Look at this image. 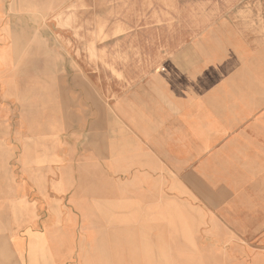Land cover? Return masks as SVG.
<instances>
[{
  "label": "crops",
  "instance_id": "obj_1",
  "mask_svg": "<svg viewBox=\"0 0 264 264\" xmlns=\"http://www.w3.org/2000/svg\"><path fill=\"white\" fill-rule=\"evenodd\" d=\"M55 2L0 0V48L36 26L24 14ZM219 22L200 34L197 57L187 43L122 69L90 140L31 134L3 155L0 244L12 264H60L59 238L75 246L90 218L100 223L107 207L116 217L121 203L158 227L194 226L198 264H264V21L259 31Z\"/></svg>",
  "mask_w": 264,
  "mask_h": 264
},
{
  "label": "rangeland",
  "instance_id": "obj_2",
  "mask_svg": "<svg viewBox=\"0 0 264 264\" xmlns=\"http://www.w3.org/2000/svg\"><path fill=\"white\" fill-rule=\"evenodd\" d=\"M51 6L56 9L39 16L24 14L28 24L36 26L15 28L12 45L0 48V173L4 156L31 134L69 131L80 141L90 140L92 113L106 107L109 85L118 90L122 69L135 74L138 62L150 66L187 43L186 51L197 57L200 34L223 17L246 22L256 31L264 21V0H59ZM100 127L104 128L102 121ZM121 206L116 217L108 214L107 207L100 223L90 218L91 231L76 234L75 246L70 236L59 238L57 261L198 264L205 260L197 257L201 243L194 226L158 227L146 214L130 213L142 207ZM0 264H12L3 244Z\"/></svg>",
  "mask_w": 264,
  "mask_h": 264
}]
</instances>
